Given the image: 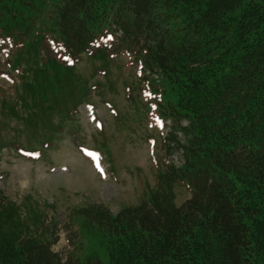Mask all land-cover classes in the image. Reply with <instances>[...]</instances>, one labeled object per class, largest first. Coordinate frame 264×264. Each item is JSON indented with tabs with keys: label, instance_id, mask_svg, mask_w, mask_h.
<instances>
[{
	"label": "trees",
	"instance_id": "1",
	"mask_svg": "<svg viewBox=\"0 0 264 264\" xmlns=\"http://www.w3.org/2000/svg\"><path fill=\"white\" fill-rule=\"evenodd\" d=\"M49 4L54 32L41 36ZM51 33L73 60L110 35L147 58L164 82L153 107L171 121L164 171L135 205L77 212L100 252L62 256L55 239L19 232L0 238V264H264V0H0V40L29 43L47 80L75 67L49 55ZM175 185L190 189L180 205Z\"/></svg>",
	"mask_w": 264,
	"mask_h": 264
},
{
	"label": "rangeland",
	"instance_id": "2",
	"mask_svg": "<svg viewBox=\"0 0 264 264\" xmlns=\"http://www.w3.org/2000/svg\"><path fill=\"white\" fill-rule=\"evenodd\" d=\"M51 7L36 13L45 26L41 36L54 32L47 19ZM18 19L15 27L24 24ZM5 20L12 25L14 18ZM51 34L49 55L61 60L62 42ZM17 39L0 40V194L7 206L0 212V238L21 232L56 239L53 250L83 258L100 252L99 234L77 212L103 205L116 213L135 205L164 171L160 145L171 121L153 107V92L164 82L145 69L146 57L119 52L105 36L78 58L72 72L59 68L47 80L50 72L40 71L30 44L21 46ZM85 101L98 108L93 116L83 106L81 116H68ZM98 116L101 130L90 121ZM35 148L41 149V156H33L37 160L26 151ZM174 161L179 163L177 156ZM189 191L175 185V204L189 198Z\"/></svg>",
	"mask_w": 264,
	"mask_h": 264
},
{
	"label": "snow or ice",
	"instance_id": "3",
	"mask_svg": "<svg viewBox=\"0 0 264 264\" xmlns=\"http://www.w3.org/2000/svg\"><path fill=\"white\" fill-rule=\"evenodd\" d=\"M0 43H2V41H0Z\"/></svg>",
	"mask_w": 264,
	"mask_h": 264
}]
</instances>
